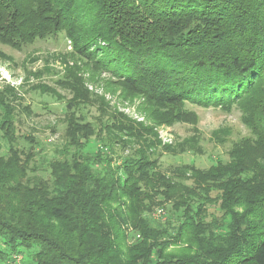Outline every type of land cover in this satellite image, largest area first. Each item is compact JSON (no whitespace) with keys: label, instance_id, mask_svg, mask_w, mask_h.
Here are the masks:
<instances>
[{"label":"trees","instance_id":"trees-1","mask_svg":"<svg viewBox=\"0 0 264 264\" xmlns=\"http://www.w3.org/2000/svg\"><path fill=\"white\" fill-rule=\"evenodd\" d=\"M58 32L124 95L140 97L152 124L109 110L97 95L90 100L67 70V109L99 102L106 120L97 128L75 111L66 115L46 178L33 165L38 153L18 148L6 103L0 264L32 247L33 264H264V0H0V42L21 48ZM187 102L236 107L251 134L232 144L227 160L181 163L167 175L158 148L200 150L194 137L168 145L155 130L195 122ZM92 137L101 145L88 153ZM116 144L133 150L115 159L106 151ZM165 204L179 223L156 228L147 214Z\"/></svg>","mask_w":264,"mask_h":264},{"label":"rangeland","instance_id":"rangeland-1","mask_svg":"<svg viewBox=\"0 0 264 264\" xmlns=\"http://www.w3.org/2000/svg\"><path fill=\"white\" fill-rule=\"evenodd\" d=\"M67 70L80 77L78 81L81 87L92 93L90 100H94V95H97L107 102L109 110L122 112L135 121L152 124L141 111L142 99L124 95L119 85L112 84L108 74L91 67L87 60L73 49L64 32L38 38L21 48L0 42V116L8 103L15 112L14 138L18 148L38 153L33 165L41 169V172L44 169L43 175L46 178L49 174L45 160L57 155L64 144L66 115L75 111L77 115H83L86 121L96 124L97 128L102 126V120H106L99 102L73 105L74 109H67L73 93L60 83V80L66 77ZM9 88L12 90L9 91ZM186 108L196 115L195 122L161 125L155 127V130L162 143L168 145L194 137L200 150L198 153L171 154L158 148L154 157L158 158L159 169L167 175H171V170L181 163H193L200 168H207L218 160H227L232 144L251 134L236 107L225 111L219 106L202 107L187 102ZM216 131L220 133L219 136H216ZM99 136L106 137V132L102 129ZM6 142L0 132L2 153L6 151ZM90 142L86 150L93 153L101 142L95 137H92ZM132 150L126 148L123 151L120 145L116 144L113 145L112 152H106L117 159L118 155L130 153ZM157 209H162L164 214L157 216ZM147 216L152 220V225L160 229L169 222L171 225L179 223L170 209V204H165L164 207L155 206ZM137 236L131 231L128 239L134 241ZM181 246L185 244L177 247ZM31 250L36 251V247L20 249V261L16 259L11 264H33Z\"/></svg>","mask_w":264,"mask_h":264},{"label":"built area","instance_id":"built-area-1","mask_svg":"<svg viewBox=\"0 0 264 264\" xmlns=\"http://www.w3.org/2000/svg\"><path fill=\"white\" fill-rule=\"evenodd\" d=\"M162 214H164V212H162V209H157V211H156V215H157V216H161ZM14 258H15V261H16V259H17V260L20 259L19 256H15Z\"/></svg>","mask_w":264,"mask_h":264}]
</instances>
